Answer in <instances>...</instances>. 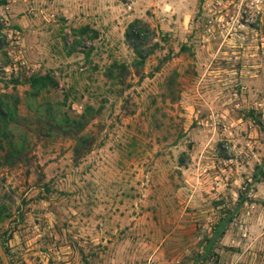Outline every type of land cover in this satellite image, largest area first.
<instances>
[{"label": "rangeland", "instance_id": "rangeland-1", "mask_svg": "<svg viewBox=\"0 0 264 264\" xmlns=\"http://www.w3.org/2000/svg\"><path fill=\"white\" fill-rule=\"evenodd\" d=\"M0 100L9 264H264V0H0Z\"/></svg>", "mask_w": 264, "mask_h": 264}, {"label": "trees", "instance_id": "trees-1", "mask_svg": "<svg viewBox=\"0 0 264 264\" xmlns=\"http://www.w3.org/2000/svg\"><path fill=\"white\" fill-rule=\"evenodd\" d=\"M149 32L150 29L147 23L141 21L140 19L131 21L126 27L124 33L125 40L140 59L147 57L153 49L148 44V41L152 40L149 36ZM44 80H47V78L41 76L33 78L31 85L32 87H35V85L39 82H41V85H44L46 83ZM37 93L38 91L36 94ZM16 105L18 106V103ZM4 106V102L0 100V151L3 152L8 150L11 151L12 155L16 156L18 155V150L20 149V141H17L14 129L18 125L19 109L15 106L14 109L10 111L9 109H5ZM65 122V127L67 128L65 133L69 137L74 138L75 141L79 140L80 131L86 123L85 116L80 115L79 117L77 116L71 119L67 118ZM74 153H79V149L77 147H74ZM245 201L246 199L243 198V196H240L233 210L228 212V216L222 218L211 228V234L207 238L206 242L209 248H211L217 240L223 237L228 224L232 221L233 216Z\"/></svg>", "mask_w": 264, "mask_h": 264}, {"label": "water", "instance_id": "water-1", "mask_svg": "<svg viewBox=\"0 0 264 264\" xmlns=\"http://www.w3.org/2000/svg\"><path fill=\"white\" fill-rule=\"evenodd\" d=\"M0 255H1V257H2L3 264H9L8 261H7V258H6V255H5V252L3 251L1 245H0Z\"/></svg>", "mask_w": 264, "mask_h": 264}]
</instances>
